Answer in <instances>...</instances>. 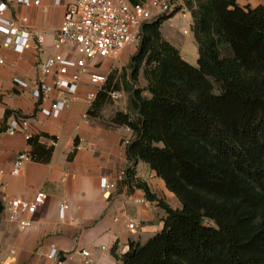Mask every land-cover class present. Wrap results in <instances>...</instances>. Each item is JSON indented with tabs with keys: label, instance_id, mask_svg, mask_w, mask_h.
Returning a JSON list of instances; mask_svg holds the SVG:
<instances>
[{
	"label": "trees",
	"instance_id": "trees-1",
	"mask_svg": "<svg viewBox=\"0 0 264 264\" xmlns=\"http://www.w3.org/2000/svg\"><path fill=\"white\" fill-rule=\"evenodd\" d=\"M196 41V65L160 33L175 11L141 26L130 57L127 111L112 120L128 126L131 178L142 161L180 201L172 208L137 181L164 209L163 228L130 241L118 264H264V5L237 0H185ZM145 88L134 87L139 72ZM114 76L87 113L97 116ZM132 79V80H131ZM146 90L148 96L142 92ZM32 158L48 160L51 148Z\"/></svg>",
	"mask_w": 264,
	"mask_h": 264
},
{
	"label": "crops",
	"instance_id": "crops-1",
	"mask_svg": "<svg viewBox=\"0 0 264 264\" xmlns=\"http://www.w3.org/2000/svg\"><path fill=\"white\" fill-rule=\"evenodd\" d=\"M237 3L256 7L264 5V0ZM64 10L65 0H39L37 5L8 2L3 11V16L15 20L20 29L31 34V39L29 46L18 52L6 46L0 34V250L4 254L15 250L11 264H56L47 256L52 248L57 250L61 264H84L81 249L88 250L96 264H118L113 249L121 256L130 241L145 242L164 224V209L157 201L146 199L137 181L146 183L151 193L172 208H180L181 204L142 161L135 165L131 178H117L129 166L123 139L132 134L108 116L87 113L92 104L84 99L88 89L85 78L55 117L37 113L31 89L14 82L15 77H36L38 61L58 52L53 40ZM23 16L27 18L25 22L20 21ZM191 24L190 13H175L161 23L160 32L185 61H195L196 65L198 52ZM34 34L43 37L39 47ZM44 79L49 81L48 77ZM11 114L33 116L30 131L37 146L35 157H42L51 148L48 160L32 158L17 175L10 172L12 164L27 142L21 133L10 135L5 131V119ZM102 177L114 182V188L102 193ZM40 189L45 199L29 217L31 225L18 228L7 218V198H31ZM62 200L68 203L64 219L58 217ZM131 221L133 228L128 227Z\"/></svg>",
	"mask_w": 264,
	"mask_h": 264
},
{
	"label": "built area",
	"instance_id": "built-area-1",
	"mask_svg": "<svg viewBox=\"0 0 264 264\" xmlns=\"http://www.w3.org/2000/svg\"><path fill=\"white\" fill-rule=\"evenodd\" d=\"M13 1L24 5H37L39 0H2L0 2V34L4 36L3 43L22 52L29 46L31 34L27 30L20 29L15 20L3 16L7 3ZM172 11L182 16L189 13L185 0H65L63 17L53 40V45L58 52L38 61L36 77L30 80L15 77L13 80L19 86L31 89L32 95L37 100L36 112L44 116H58L68 100L75 96L84 78L88 85L84 99L92 104L97 94L103 89L111 71L104 69L106 60L113 61L126 48L137 46L141 39L143 23ZM26 20L25 16L20 18L21 22ZM33 38L39 47L43 37L40 34H34ZM2 61L0 58V63ZM46 77L49 81L44 79ZM52 94H55L54 97H51ZM107 94L109 98L118 99L122 96V91L112 89ZM32 118V115L11 114L5 119V131L10 135L21 133L27 142V147L19 151L14 158L10 171L13 175L19 174L24 163L32 160L33 146L30 142L33 138L30 131ZM125 129L132 134L128 126H125ZM131 137L123 139L124 145ZM124 175V171H121L117 178L121 179ZM112 188H114V182H109L105 177L100 179L102 193ZM44 199L45 192L41 189L31 198L8 197V220L20 229L30 226L29 217ZM67 209L68 203L64 200L60 201L58 204L60 219L65 218ZM128 227L133 228L134 222H129ZM14 253V249H10L8 254L0 250V264H11ZM80 255L84 264H96L88 250L81 249ZM47 256L54 259L56 264H61L56 249L52 248Z\"/></svg>",
	"mask_w": 264,
	"mask_h": 264
},
{
	"label": "rangeland",
	"instance_id": "rangeland-1",
	"mask_svg": "<svg viewBox=\"0 0 264 264\" xmlns=\"http://www.w3.org/2000/svg\"><path fill=\"white\" fill-rule=\"evenodd\" d=\"M137 47H138V45L135 47H129V48L123 50L117 56V58L113 61L106 60V62L104 64V69H110L112 71V73H114V76L110 82V86L115 87L114 85H119L120 86L119 90L122 91V96L119 97L118 99H112V98L108 97L105 104L98 111L99 115H105V116H108V118L112 119L117 112H121L124 109L127 111L128 92H126L123 89L124 85H125L124 80H130L129 61H130V57L136 52ZM194 47L196 50L195 45H194ZM193 63H195V61ZM130 83L134 87H138V88H142V89L145 88L147 85L146 80L144 79V77L142 75V71L139 72L136 80H134L133 82L130 81ZM142 94L144 96H148V92L146 90H144L142 92Z\"/></svg>",
	"mask_w": 264,
	"mask_h": 264
}]
</instances>
